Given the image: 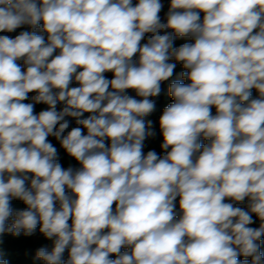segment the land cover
<instances>
[{"label":"clouds","instance_id":"9594fccd","mask_svg":"<svg viewBox=\"0 0 264 264\" xmlns=\"http://www.w3.org/2000/svg\"><path fill=\"white\" fill-rule=\"evenodd\" d=\"M163 9L0 0V237L42 264H264V0Z\"/></svg>","mask_w":264,"mask_h":264},{"label":"trees","instance_id":"16d2710c","mask_svg":"<svg viewBox=\"0 0 264 264\" xmlns=\"http://www.w3.org/2000/svg\"><path fill=\"white\" fill-rule=\"evenodd\" d=\"M164 3V9L161 12L162 20L165 17V13L168 10L169 0H162ZM20 30H17V32ZM190 42L187 39H176L175 46H179L182 43ZM182 67L177 64L175 75L172 78L173 80L179 78V73L182 71ZM111 77V74H108ZM171 81L165 82L162 85V92L158 98H156V110L153 112L147 120H151L153 122V130L156 132L155 137H151L145 141V152L148 150H155L158 154L163 155L162 150L160 149V144L162 143V136L159 131V116L162 114L164 107L172 102L171 97L168 95L167 89L168 85ZM134 95V93H132ZM30 94V98H31ZM255 95V93H254ZM30 102V99L29 101ZM45 107L44 105H37L36 111L38 112L41 108ZM214 111V110H213ZM61 162L65 167L69 164L77 166L76 162L69 157H67L63 151L61 150ZM25 206L22 202L13 201V208L22 209ZM51 242L46 240L37 230V232L32 236H24L21 234L20 236H12L11 234H5L0 237V258L8 260L9 264H42L41 261L34 260V255L36 249L42 246H50ZM264 250V247H262Z\"/></svg>","mask_w":264,"mask_h":264}]
</instances>
